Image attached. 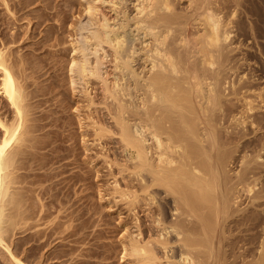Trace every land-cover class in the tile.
<instances>
[{
	"label": "bare ground",
	"instance_id": "1",
	"mask_svg": "<svg viewBox=\"0 0 264 264\" xmlns=\"http://www.w3.org/2000/svg\"><path fill=\"white\" fill-rule=\"evenodd\" d=\"M0 1L8 8L7 0ZM182 1L185 6H180ZM83 2L93 27L83 42L72 40L75 54L69 58L68 72L73 75L70 81L76 76L83 83L89 107L96 93L91 94L89 81L98 79L99 102L111 118L107 123L91 115L89 125L91 140H100L96 144L105 152L112 191L133 214L136 231L122 240L123 254L134 257L136 264H264V86L247 85L261 79V74L250 72L255 62L264 70V0ZM25 33L15 31L9 39L0 40V97L6 111H12L9 121L0 114V247L11 264H64L68 250L61 248L62 240L77 231L66 230V224L62 229L65 226L55 218L41 227H36V221L50 210L51 204L44 208L48 202L40 201L48 190H53L47 194L58 203L68 202L75 175L64 171L74 160L51 167L64 153H53L59 140L37 137L42 125L36 122L35 111L26 117L27 95L33 96L24 76L27 52L15 51L14 46L24 43ZM107 56L108 70L101 67ZM243 65L250 71L238 75ZM248 90L256 93L261 104L246 97ZM112 134L117 135L120 161L106 152L110 149L102 140ZM36 144H48V151L36 156L31 149ZM30 160L48 165V172L33 175L56 177L51 186H45L48 181L45 187L24 185ZM234 166L239 169L232 171ZM71 203L54 204L65 220L76 214L74 208L68 210ZM139 211L144 214L139 216ZM143 216L150 217L154 229L144 223ZM23 242L29 254L38 251L34 260L20 254Z\"/></svg>",
	"mask_w": 264,
	"mask_h": 264
},
{
	"label": "rangeland",
	"instance_id": "2",
	"mask_svg": "<svg viewBox=\"0 0 264 264\" xmlns=\"http://www.w3.org/2000/svg\"><path fill=\"white\" fill-rule=\"evenodd\" d=\"M17 1L19 2V4ZM7 3H8V8L4 7L2 2L0 3V40L2 41L4 39L5 40L9 39V37H11L10 35H12L13 32H15V31L26 32L24 36L27 37L24 41L22 40L24 42L23 44H21L22 42H15L14 43L15 51L19 50L18 52H20V53L27 52V54L25 56V57H27V64H25L26 69L24 71V73H25L24 76L26 78V81L29 83V86L26 89H30V90L32 89V91H33L32 92L33 96L30 97V94H28L27 98L29 97V100L33 103L28 101L29 103L26 105V108L28 109L27 111L29 112V113L27 112L28 114L26 115V117L29 118V116H32V113L35 111L34 113H36V114L33 113V116L34 117L36 116L35 117V118H37L36 122L41 123V125H42L41 126L42 129L40 128V130L42 132L40 130H38V132L36 131L37 137L44 139V140H49V138L52 136V137H56L57 141L59 140L58 141L59 143L56 142L58 145L55 147L56 151H53V153L54 154H56V152H58V154H61L62 152H64V153H62L61 158H59L61 160L53 163L51 165V167L56 166L60 162H65V161L67 162L68 159L70 161L72 159L75 161V162L72 161V164L68 163L66 167H68L69 169L65 167L66 169L64 171L66 174H68L71 171L70 173H73L75 175L74 179H73V183L70 184V186H69L70 190L68 188V190H69L68 191V195H69L68 202L69 203L66 201L61 203V204L58 203L57 200L53 196L48 195L49 194L48 192L50 191V190H48L46 192V194L41 196L42 198L40 201L45 202V203L48 202L44 206V208L46 206H48L49 204H51V205H49L50 210L48 209L49 211H47V216L44 219H39L36 221V222H38L37 224L39 225L38 226L36 224V227H41L43 222L45 223V222L49 221L48 223H50L51 220H53L55 218L56 220L54 219L53 221H59L60 220L59 221L60 224L62 226H65V227H62V229H66V225H67V228L70 227L74 231H77V233H74L72 236L67 237L69 240H67V238L62 240L63 242L65 241L66 243H70L71 245L66 244L65 242L63 243L61 241V243L65 244V245L63 247H61L62 245L58 246V248H60V247L61 248H64V247L67 248V250H68L67 251V256H68L67 261L70 264H72V261L75 264H78L79 260H80L79 264H81V263L82 264H84V263L85 264H87V263L88 264H136L135 258L134 257L132 258L131 256H128V255H124L123 249H121L122 248V246H121L122 240H126L129 237V235L135 233V231H136V229H135L136 227L134 225V220H133V216H132L133 214L128 209V206H126L125 200L122 201L121 198H118L119 196L115 195L117 193H114V191H112V187H111L112 186V184H111L112 183L111 182L112 176H110L112 174L109 172L110 170L106 166V163L103 159V157H104L103 154L105 152L103 151V148H100V146L98 144H96V143H99L100 140H93V141L91 140L93 138V129H92V127H90V125H91L90 123H92V120L94 119V117L96 118L99 116L102 120L104 119L103 121H105L107 123L111 122V118H108V115L106 114V109L103 107V104H101L99 102L102 99H101V92L99 91L100 90L99 89V83L97 84L98 79L91 78L90 79L91 81H89V83L91 84V89L93 88L91 90V94L93 95L92 92H96V93H94V97H93L95 100L94 104H91L90 105L91 107H89L86 105L87 101L85 98H87V97L85 96L84 92L82 91L83 83L80 82V79L76 78V76H74L75 77L74 81H70V78L73 75L70 77V75H69L70 71L68 72V70H69L68 66L70 64L69 58L71 55L75 54V52H73V50L71 49L72 48L71 43L74 40H77L79 42H83L84 41V35L89 34V29L91 27H93V26H90L91 25L90 20H89L90 16L88 15V13L84 12V7H83L84 2H83V0H40V1L39 0H33V1L32 0H11V1L7 0ZM21 3H22V5H20ZM185 3L186 2L182 1L180 6H185ZM104 10H107V9L104 8ZM6 11H7V13H6ZM8 11L14 12L15 14L14 13L10 14V12H8ZM42 11H43V13H42ZM35 14H37V15H35ZM13 15H14L15 19L12 17ZM16 17H17V19H16ZM7 22H9V23H7ZM14 22H15V24H14ZM189 27H190V25H189ZM191 29L195 30L194 28H191ZM196 33H195V35H196ZM103 45L107 50L109 49V48H107V46L105 44H103ZM31 48H33L34 50H32ZM89 57H90V59L93 58L92 55H89ZM108 59H109V56H107L106 60L103 61V64L101 65V67H104V68H102V69H106V68H107V70L110 69L111 63L108 62ZM249 59H246V60L249 62H252L254 60L253 58L252 59L249 58ZM31 60H33V61H31ZM254 68L255 69H251V71H250V69L245 68L243 65L241 70L238 71V75L242 74V72L248 73L249 71L250 72L253 71V73H256L258 75L261 74L260 75L261 79H259V81L255 80L256 82H248L247 85H249V84L250 85H257V87H260L262 85L264 86V80H263L264 79V75H263L264 70L260 69V66L258 64H256V62H255ZM17 75H18V77H17ZM19 76H20V74L17 73L16 77H17V79L19 78L18 81L23 82L24 81L23 78L21 76L20 77ZM233 77H234V75H233ZM260 80H262V81H260ZM90 84H89V87H90ZM36 88H39V89H36ZM38 91H40V92H38ZM253 92L254 91H249V90L247 92L245 91L246 97L250 98L251 100L253 99V102L256 105H258V102H259V104H261L260 101H258L259 98L255 95L256 93L254 92L255 93L254 94ZM32 97L33 98L36 97V98L32 99ZM0 100H2L1 97H0ZM3 102H4L3 100L0 101V108H1V105L4 104ZM261 102L263 103L262 105L264 106V98H263V101H261ZM34 103H36V104H34ZM263 106H262V108H263ZM4 107L5 106L2 105V108L0 109V111L1 112L3 111V112L0 114L1 115L3 114L2 116L5 119L7 118L6 120L9 121L12 117V114H11L12 111L11 110L6 111V107L5 108ZM87 107H88V109H87ZM36 108H37V110H36ZM89 108H90V110H89ZM4 109H5V112H4ZM262 110H264V108ZM4 113H5V116H4ZM7 113H10L11 116L6 115ZM89 113H90V115H87ZM94 113H96V114H94ZM91 115L93 116V119H92V117L90 118ZM46 116H47V118H46ZM57 116H58V118H57ZM262 116H264V114ZM29 122L27 120L26 123H29ZM44 131H48V133L46 134V133H44ZM38 134H39V136H38ZM63 137L65 139H63ZM105 137L106 138H104L102 140L106 141V143L110 149L109 151H106V152H108L110 154V156H113V155L115 157L117 156L116 158L120 161L122 156H121V153H119L120 152L119 148L117 147V145H118L117 135L112 134L110 136L107 135ZM66 138H67V140H66ZM83 139L84 140L87 139V140L84 141ZM61 141H63V142H61ZM82 141H84L85 143L87 142L86 148H84V146H86V145H84L85 143ZM96 141H98V142H96ZM90 142L92 143L91 145H90ZM82 144L84 146H82ZM88 145L90 146V148H88ZM41 147H43V148H41ZM48 147H49L48 144L43 145V146H40V144L39 145L36 144V146L34 148H36L37 150H35L34 148H31V149H32V151L34 150V153H36V156L37 155L39 156L40 154L48 151L47 150ZM58 148L60 149V151ZM43 149H45V150H43ZM117 149H118V151H117ZM83 151L87 154H85ZM76 153H78V154H76ZM64 156H66L65 159H64ZM84 156H86V157H84ZM63 160H65V161H63ZM86 160H87V162H86ZM89 160L90 161L92 160L91 161L92 163ZM79 161H81L82 163ZM29 162H30L31 167L30 168L26 167V170H28V172L30 173L27 176V178L28 177H30V178H28V179L25 178L24 179V181L26 180L25 184H24V181L22 184L30 185V186H35V185L38 186V184L40 183L41 186L42 185L44 186L45 183H47V181H48V183H47L48 185L46 184L45 186H51L52 185L51 180L53 178H56V177H51V180H50V178L47 179L46 177H44L42 175H39L40 177L38 175H33V173H40V172L45 173V171L48 172L49 171V169L47 170L48 165H42L40 163H39L40 164L39 165L37 161L32 162V160H30ZM90 163L93 164V166ZM35 164H36V166H35ZM34 167H36V168H34ZM113 167L115 168V166H113ZM116 167H118V166H116ZM85 168H86V170H84ZM238 169H239L238 166L237 167L234 166V169H232V171H237ZM33 170H34V172H33ZM66 170H67V172H66ZM88 170H89V173H88ZM84 171L86 174L84 173ZM31 173H32V175H31ZM126 173H127L126 171L122 172L123 175L125 174V176L128 177ZM76 174H78L79 176H77ZM86 176H88V178H86ZM33 177H34V179H33ZM80 177H82L83 179ZM116 177L119 178V176H116ZM31 179H33V181ZM37 179H39V180L37 181ZM31 181H32V183H31ZM73 184H74V186H73ZM88 184H89V186H88ZM54 187H57V185H54ZM72 188H74V189H72ZM51 192H53V190H51L50 193ZM112 192L114 195L112 194ZM85 195L87 196V199H85L86 198ZM44 196H46V197H44ZM48 198H49V200H48ZM53 198H54L55 202H54ZM106 198H107V200H106ZM119 199H121V200L119 201ZM35 200L37 203L40 202L37 199H35ZM35 200H34V202H35ZM42 200H44V201H42ZM51 200H53V201H51ZM49 202H51V203H49ZM70 203H71V205H70V207H68V210H69V208L70 209L74 208V210H75L74 213H76L77 215L75 214L73 216H75L76 219L72 216V217H69L68 220L67 219L65 220V218L61 217V214H62L61 208L58 206H60V205L62 206V204H64L66 206ZM54 204H57L58 206L54 205ZM76 204H77V207H76ZM83 205H84V207H83ZM85 205H87L89 208H87ZM76 209H78V210H76ZM84 209H86V210H84ZM80 210H81V213H79ZM6 211L7 210H5L4 212H6ZM85 212H87V213L85 214ZM143 214L144 213L141 214V211L138 212L139 216L143 215ZM57 215H58L59 219L57 218ZM83 217H85V218H83ZM142 218L144 219V223L146 225H149L152 229H154V226L150 223V217L145 218V216H143ZM31 220H33V219H31ZM68 221H70V222L68 223ZM77 221L82 222V223L76 224V223H78ZM62 222H63V224H62ZM83 222H85V223H83ZM88 223L91 225H89ZM61 225H59L60 228H58L60 230H61ZM77 227H79V228H77ZM66 230H69V228ZM87 230H88V232H87ZM80 232H82L83 234H80ZM93 232H94V235H93ZM91 235L93 236L92 238H91ZM6 236L7 237H5V241L10 247L11 246V244L9 243L10 242V236H9V234H7ZM75 237H76V240H75ZM123 237H124V239H123ZM80 239L84 243H82ZM90 242L92 245L90 244ZM92 242H94V243H92ZM20 245H23L24 247L19 246V249H20L19 252L24 257L26 255L25 258L28 261L34 260L35 256L38 255L37 250H35L36 252L34 253V255L29 254L30 251L27 249L26 243L23 242ZM84 246L86 248H84ZM89 247H91V248H89ZM91 249L93 251H91ZM82 252H84V253H82ZM86 252H88V253H86ZM25 253H27L28 255ZM78 253H79V255H78ZM158 253H160V251H158ZM5 254H6L5 250L1 249V247H0V264H11L10 260L7 259L8 257H7V255L5 256ZM121 254H122V256H121ZM29 255H30V257H29ZM67 256L65 258H67ZM69 256L73 259L72 260H71V258L69 259ZM78 257H79V259H78ZM30 258H33V259H30ZM89 260L91 262H89ZM67 261L64 264H67L68 263ZM82 261H84V262H82ZM134 261H135V263H134ZM137 264H140V262H137Z\"/></svg>",
	"mask_w": 264,
	"mask_h": 264
}]
</instances>
